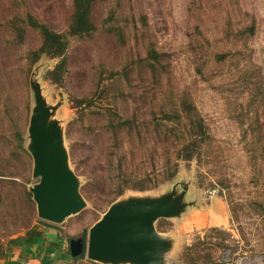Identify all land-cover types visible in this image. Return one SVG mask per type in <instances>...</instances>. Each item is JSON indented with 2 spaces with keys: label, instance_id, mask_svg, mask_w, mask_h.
I'll list each match as a JSON object with an SVG mask.
<instances>
[{
  "label": "rangeland",
  "instance_id": "1",
  "mask_svg": "<svg viewBox=\"0 0 264 264\" xmlns=\"http://www.w3.org/2000/svg\"><path fill=\"white\" fill-rule=\"evenodd\" d=\"M72 11L71 0H0L2 235L37 220L27 149L34 81L85 202L61 231L66 241L118 201L185 185L195 206L155 223L174 241L167 263L264 264V0H95V31L69 38L59 71V58L35 55L37 31L12 28L29 13L65 33ZM218 200L222 222L182 228Z\"/></svg>",
  "mask_w": 264,
  "mask_h": 264
},
{
  "label": "water",
  "instance_id": "2",
  "mask_svg": "<svg viewBox=\"0 0 264 264\" xmlns=\"http://www.w3.org/2000/svg\"><path fill=\"white\" fill-rule=\"evenodd\" d=\"M35 106L29 120L28 152L33 160L29 188L37 218L61 225L85 207L80 182L68 165L60 123L53 120L37 82H30ZM189 186L173 185L158 197H131L112 204L86 236L68 241L71 258L84 255L96 264H168L174 241L158 233L160 219L177 220L195 202L187 201Z\"/></svg>",
  "mask_w": 264,
  "mask_h": 264
},
{
  "label": "crops",
  "instance_id": "3",
  "mask_svg": "<svg viewBox=\"0 0 264 264\" xmlns=\"http://www.w3.org/2000/svg\"><path fill=\"white\" fill-rule=\"evenodd\" d=\"M193 212L195 218L185 219L183 227L189 224L205 228L223 221L225 208L218 200L213 207ZM35 222L22 232L3 236L0 232V264H62L72 261L68 241L62 236L67 220L61 225L41 221ZM209 224V225H207ZM180 229V228H179Z\"/></svg>",
  "mask_w": 264,
  "mask_h": 264
},
{
  "label": "trees",
  "instance_id": "4",
  "mask_svg": "<svg viewBox=\"0 0 264 264\" xmlns=\"http://www.w3.org/2000/svg\"><path fill=\"white\" fill-rule=\"evenodd\" d=\"M94 1L95 0H71L73 11L65 33L59 34L50 30L46 25L40 23L29 13H26L22 19L13 22L12 28L19 34L18 36L24 35L27 29L37 31L40 35L41 46L35 55L39 56V53H44L51 58H59V63L56 66V70L59 71L62 70L66 64L69 38L88 36L95 31L91 16V8ZM19 22L22 26L18 25ZM126 124H128L127 120L122 122L121 125ZM199 127L202 129L201 125H199ZM202 135L204 136L203 129ZM189 146V144L185 145V149L187 150ZM79 259H84V255L78 258H72L74 261Z\"/></svg>",
  "mask_w": 264,
  "mask_h": 264
}]
</instances>
